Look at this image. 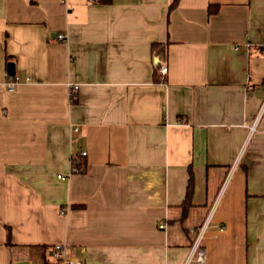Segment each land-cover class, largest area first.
<instances>
[{"label":"crops","instance_id":"1","mask_svg":"<svg viewBox=\"0 0 264 264\" xmlns=\"http://www.w3.org/2000/svg\"><path fill=\"white\" fill-rule=\"evenodd\" d=\"M173 2L0 0V264H185L227 179L205 264H264V0Z\"/></svg>","mask_w":264,"mask_h":264},{"label":"built area","instance_id":"2","mask_svg":"<svg viewBox=\"0 0 264 264\" xmlns=\"http://www.w3.org/2000/svg\"><path fill=\"white\" fill-rule=\"evenodd\" d=\"M99 1V0H96ZM58 39L62 42H66V37L63 34L58 35ZM157 67H158V72L162 77H166L168 75V64L166 61L165 55H163L160 52H157L155 57H154ZM20 83V78L15 76H8V81H7V89L9 92H14ZM78 87H76L77 89ZM255 130V127L251 128V132ZM77 131V129H76ZM86 158V153L83 152L80 155V158H72V162L74 161V164L72 163V175L74 174H81L83 172V167H82V161ZM59 179H63V177L58 176ZM228 179L226 180L225 184L222 187L220 197H218L217 201L213 204L211 210L208 212V215L206 219L204 220L203 224L201 227L195 232L194 240L192 242L190 252L188 255V258L186 260L185 264H205L207 260V250L204 245V241L206 238V235L208 231L212 228L213 224V219L215 212L217 210L219 200L223 194V191L226 188ZM159 228L161 230L167 229V224L166 223H161ZM52 255L54 259V264H86V262L82 259L79 258H71L66 255L65 249L61 245L54 246L52 249Z\"/></svg>","mask_w":264,"mask_h":264},{"label":"trees","instance_id":"3","mask_svg":"<svg viewBox=\"0 0 264 264\" xmlns=\"http://www.w3.org/2000/svg\"><path fill=\"white\" fill-rule=\"evenodd\" d=\"M179 1L180 0H174L173 4L171 6V9L176 8L178 3H179ZM98 2H101L102 4H111L112 0H99ZM217 10H218V7L210 6L209 9H208V13H209V15H213V14H215L217 12ZM72 163L74 164V161ZM81 165L83 167V172H84V162L83 161H82ZM193 186H194L193 176H192V173H191V179L189 181V185H188V189H187L186 203H190V199H191L192 194H193Z\"/></svg>","mask_w":264,"mask_h":264},{"label":"water","instance_id":"4","mask_svg":"<svg viewBox=\"0 0 264 264\" xmlns=\"http://www.w3.org/2000/svg\"><path fill=\"white\" fill-rule=\"evenodd\" d=\"M8 75L15 76L16 75V67L14 63H9L7 67ZM16 264H26V263H16Z\"/></svg>","mask_w":264,"mask_h":264}]
</instances>
